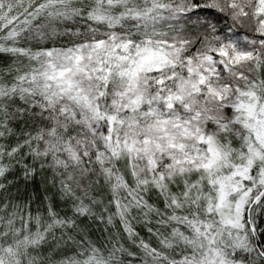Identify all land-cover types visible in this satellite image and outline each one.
Instances as JSON below:
<instances>
[{
  "label": "snow or ice",
  "instance_id": "1",
  "mask_svg": "<svg viewBox=\"0 0 264 264\" xmlns=\"http://www.w3.org/2000/svg\"><path fill=\"white\" fill-rule=\"evenodd\" d=\"M0 264H264V0H0Z\"/></svg>",
  "mask_w": 264,
  "mask_h": 264
}]
</instances>
